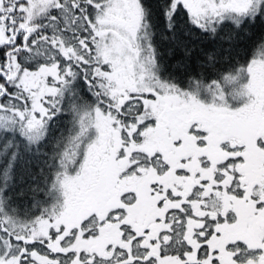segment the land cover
Listing matches in <instances>:
<instances>
[{
	"label": "snow or ice",
	"instance_id": "obj_1",
	"mask_svg": "<svg viewBox=\"0 0 264 264\" xmlns=\"http://www.w3.org/2000/svg\"><path fill=\"white\" fill-rule=\"evenodd\" d=\"M0 264H264V0H0Z\"/></svg>",
	"mask_w": 264,
	"mask_h": 264
}]
</instances>
